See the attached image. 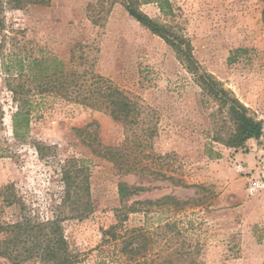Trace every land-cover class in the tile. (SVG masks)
<instances>
[{"label": "rangeland", "instance_id": "obj_1", "mask_svg": "<svg viewBox=\"0 0 264 264\" xmlns=\"http://www.w3.org/2000/svg\"><path fill=\"white\" fill-rule=\"evenodd\" d=\"M171 2L173 15H163L156 3L139 4V10L186 36L200 67L264 122V2ZM4 36L0 35L5 40L0 45V222L18 220L23 204L41 220L61 212L62 168L76 159L85 165L84 185L89 186L95 210L85 219L63 223L70 247L78 254L75 264H128L120 245L104 244L102 234L118 222L124 205L121 183L142 188L132 200L166 195L191 200L189 208L175 215L168 206L132 213L125 228L144 225L147 216L151 226L170 217L181 226L191 220L187 236L204 245L206 264H264V191L248 193L252 180L264 179V130L259 140L244 147L225 145L221 139L233 130L227 108L221 111L165 39L111 0H51L49 6L9 10ZM19 52L56 55L68 62L74 54V64L93 67L137 98L143 106L142 125L131 133L105 111L35 92L29 134L20 140L13 122L17 107L1 64L3 56L8 60ZM24 130L21 125L20 134ZM97 141L124 148L125 162L137 170L125 174L119 164L97 156L90 145ZM6 186H13L6 193H16L21 205L8 204Z\"/></svg>", "mask_w": 264, "mask_h": 264}, {"label": "trees", "instance_id": "obj_2", "mask_svg": "<svg viewBox=\"0 0 264 264\" xmlns=\"http://www.w3.org/2000/svg\"><path fill=\"white\" fill-rule=\"evenodd\" d=\"M104 3V0H101ZM122 3L129 14L154 34L165 39L189 65L204 89L209 91L219 102L221 111L227 108V114L233 130L229 138L221 141L234 148H241L249 140H259L263 135L264 122L258 119L244 103L230 95L222 84L211 74L204 71L193 54L189 39L172 29L168 24L152 19L139 10V4L156 3L163 15L174 14L171 0H111ZM264 2V0H262ZM51 0H0V35L5 38L6 12L24 10L31 5L49 6ZM264 22V10H263ZM2 37V38H3ZM1 41V46L5 40ZM74 54L72 56V59ZM56 56L36 57L22 52L13 54L8 60L3 56L2 68L5 83L12 94L17 111L13 115L14 131L17 138L25 139L30 130V108L32 96L53 93L69 102L81 104L96 110L107 112L113 119L125 124L127 131L136 132L142 125L143 106L137 98L121 89L110 78L96 72L93 67H81ZM86 64V62L84 63ZM25 127L24 134L19 128ZM79 131V130H78ZM81 131V130H80ZM136 135V134H135ZM153 135V134H152ZM220 139V138H219ZM97 156L119 164L125 174L135 172L136 166L126 163L124 148L105 146L100 141L90 144ZM41 157L43 148L37 147ZM75 160V161H74ZM72 159L62 168L64 181V201L61 212L55 211L45 220L39 219L25 204L21 206L20 218L13 222H0V264H75L78 254L71 249L64 231L63 223L67 219H85L94 212L89 186L84 185L88 179L84 175L85 165ZM85 176V177H84ZM13 186H6L8 192ZM141 187L119 184V195L123 207L117 214V224L103 230V243L120 245L121 252L128 264H206L205 247L200 241L193 242L188 230L193 227L191 220L180 225V220L170 217L158 220L157 226L150 225V218L142 226L125 228L129 215L165 206L172 208L175 215L189 208L191 200H181L166 195L156 200H132L139 194ZM9 205L20 204L16 195L5 194ZM12 195V198L10 196ZM70 205H66L67 201ZM65 209V210H64ZM67 215H63L66 211ZM69 213V214H68ZM158 244H162L158 247Z\"/></svg>", "mask_w": 264, "mask_h": 264}, {"label": "built area", "instance_id": "obj_3", "mask_svg": "<svg viewBox=\"0 0 264 264\" xmlns=\"http://www.w3.org/2000/svg\"><path fill=\"white\" fill-rule=\"evenodd\" d=\"M238 169L241 171L244 170L243 165L240 164L238 166ZM261 191H264V179L263 178L254 179L249 183V187H248L249 195L254 196Z\"/></svg>", "mask_w": 264, "mask_h": 264}, {"label": "crops", "instance_id": "obj_4", "mask_svg": "<svg viewBox=\"0 0 264 264\" xmlns=\"http://www.w3.org/2000/svg\"><path fill=\"white\" fill-rule=\"evenodd\" d=\"M254 141H257V140H255V139H252V140H249V141H248V143H250V142H254Z\"/></svg>", "mask_w": 264, "mask_h": 264}]
</instances>
